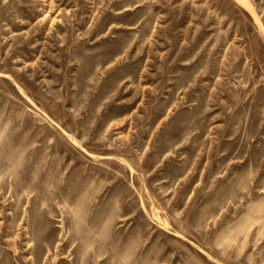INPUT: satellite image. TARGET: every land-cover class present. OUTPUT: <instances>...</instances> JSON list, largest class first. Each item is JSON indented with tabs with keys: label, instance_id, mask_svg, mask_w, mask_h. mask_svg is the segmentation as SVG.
I'll return each mask as SVG.
<instances>
[{
	"label": "rangeland",
	"instance_id": "obj_1",
	"mask_svg": "<svg viewBox=\"0 0 264 264\" xmlns=\"http://www.w3.org/2000/svg\"><path fill=\"white\" fill-rule=\"evenodd\" d=\"M0 264H264V0H0Z\"/></svg>",
	"mask_w": 264,
	"mask_h": 264
}]
</instances>
